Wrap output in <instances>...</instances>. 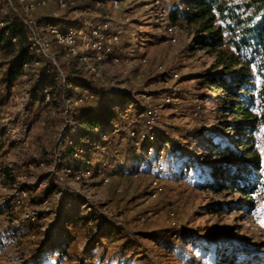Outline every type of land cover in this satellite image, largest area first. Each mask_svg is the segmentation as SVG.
Segmentation results:
<instances>
[{"label":"rangeland","instance_id":"obj_1","mask_svg":"<svg viewBox=\"0 0 264 264\" xmlns=\"http://www.w3.org/2000/svg\"><path fill=\"white\" fill-rule=\"evenodd\" d=\"M9 1L15 4L0 0V18L9 16ZM98 1L67 0L66 9L51 1L33 17L50 39L45 30L50 23L44 20L84 27L108 15L111 27L120 31L114 51L133 55L129 63L107 62L92 76L78 58L66 57L51 42L57 64L64 75L80 74L102 94L125 96L140 108L158 105L161 141L178 167L157 174L151 168L153 155L146 158L112 126L90 151L89 162L80 149L64 158L79 132L74 115L94 105L98 96L87 91L86 97L85 89L63 83L66 93L60 98L35 101L30 91L42 70L62 84L41 58L7 88L2 78L11 56L0 49V264H221L222 253L246 264H264V188L246 197L201 187L218 178L210 170L222 159L211 154L210 144L227 142L228 123L234 120L224 102L215 100L220 91L204 84L213 57L191 44L193 26L188 23L174 20L180 34L175 44L169 43L163 29L150 21L147 0H120L117 8ZM262 82L264 77L257 76V87ZM167 97L172 100L168 104ZM251 141L264 182V122ZM78 162L90 168V176L75 178ZM100 172L109 177L107 183ZM91 215L97 219L76 221ZM108 226L117 233L100 238V228ZM57 246L63 252L54 251Z\"/></svg>","mask_w":264,"mask_h":264},{"label":"trees","instance_id":"obj_2","mask_svg":"<svg viewBox=\"0 0 264 264\" xmlns=\"http://www.w3.org/2000/svg\"><path fill=\"white\" fill-rule=\"evenodd\" d=\"M255 3L256 11L264 8V0H249L243 7L246 9ZM188 4L191 11L185 13V19L188 25L193 26L191 44L213 57V63L204 77V84L220 91L215 100H222L226 105L225 109L234 119L228 123L231 130L229 140L224 142L225 140L220 139L210 144L211 154L222 159L221 164L214 165L210 170L212 177L216 175L218 178L205 180L201 187L219 189V192L233 191L248 197L264 188V182L260 180L258 174L260 158L253 150L251 141V135L257 131V126L264 122V82L259 87L256 85V77H264V10L260 14V19L248 27L242 25L246 20L234 11L228 10L224 14L222 0H188ZM216 17L221 21L218 27L214 26ZM172 20L174 22L175 19ZM0 22L2 23L0 49H4L11 56L10 65L2 78V82L8 88L19 81L24 72L23 64L34 56L29 49L23 24L18 16L10 11L9 16L0 18ZM43 23L58 25L61 29L68 26L63 20L56 18L44 20ZM11 36L17 37L15 43L11 42ZM49 69L54 72L55 78L59 79L56 71L52 67ZM63 83L80 87L98 96L94 105L83 106L74 115L79 132L74 138V144L67 148L64 156L72 158L73 151L80 149L84 152L85 160L89 162L90 151L100 146H97L99 139L111 132L112 122L121 124L113 107H121L125 102H132L125 96L100 93L80 74L65 73L64 82L55 84L51 73L45 74L43 70L33 84L30 96L35 101L45 102L46 90L53 100L60 98L62 91L66 93ZM255 109L259 114L253 112ZM95 130L98 132L93 135ZM158 138L159 147L165 149L166 143L161 141V133L158 134ZM140 150L145 155L146 147L142 146ZM82 165V162H78L75 168ZM177 167L175 163V171ZM96 219L94 215L80 216L76 221L87 222ZM100 229H102L99 230L100 238L109 239L117 233L111 226ZM58 250L63 252L61 246H57L54 251ZM221 264L246 262L239 261L235 254L222 253Z\"/></svg>","mask_w":264,"mask_h":264},{"label":"built area","instance_id":"obj_3","mask_svg":"<svg viewBox=\"0 0 264 264\" xmlns=\"http://www.w3.org/2000/svg\"><path fill=\"white\" fill-rule=\"evenodd\" d=\"M51 1L59 9H66L68 7L67 0H15V4H12L10 1L8 2L10 11L22 21L29 49L34 56L30 61L23 64L24 70L38 65L40 63L39 58H41L48 62L56 71L59 79L64 82L65 75L59 64H57L56 53L53 50L52 43L63 48L66 57L78 58L82 63V70L92 76H98L100 67L107 64V62L112 64H127L134 58L133 55L121 56L118 52L114 51L119 42L120 31L114 30L111 27L108 15L102 21L87 22L84 27L74 26L61 29L58 25L49 24L45 30L51 40L45 37L33 14L38 9L46 7ZM70 1L72 4H75L79 0ZM105 1L99 0L97 4H102ZM107 1L112 8H117L121 3L120 0ZM248 2L249 0H222L225 7L224 14L228 10H232L246 20L242 25L253 26L255 21L260 19V14L264 8L256 11L255 3L245 9L243 6ZM146 7H148L150 21H152L155 28L163 29L166 40L171 44H175L179 38L180 31L172 19L174 18L176 22L182 24L187 23L185 13L191 11L188 0H147ZM53 17H56V15ZM220 25L221 21L219 17H216L214 26L218 27ZM1 26L2 23L0 22ZM16 40V36H11V42L15 43ZM177 76L178 74L175 73L174 77ZM84 93L87 97V90ZM44 94L46 98L49 97L46 90ZM89 96L90 98L93 97L92 95ZM164 101L168 104L172 100L170 97H167ZM113 110L118 119H120L121 124L112 122V132L124 135L137 149H140L142 146L146 147V158L151 155L155 156L151 168L157 174L174 173L175 161L167 157L164 148L160 149L159 147L158 134L163 133L159 128V123L161 122L160 107L158 105H148L139 110L137 106L129 103L124 108L114 106ZM90 175V168L83 165L74 170V176L77 180L87 178ZM100 175L105 177L104 183L109 181V177L105 176L104 172H100ZM152 185L156 193L161 190L157 185V181H154ZM22 193L26 195L25 192ZM169 215L172 220L171 225L173 226L175 225L173 220L174 214L170 213Z\"/></svg>","mask_w":264,"mask_h":264},{"label":"snow or ice","instance_id":"obj_4","mask_svg":"<svg viewBox=\"0 0 264 264\" xmlns=\"http://www.w3.org/2000/svg\"><path fill=\"white\" fill-rule=\"evenodd\" d=\"M262 226H264V223H262Z\"/></svg>","mask_w":264,"mask_h":264}]
</instances>
